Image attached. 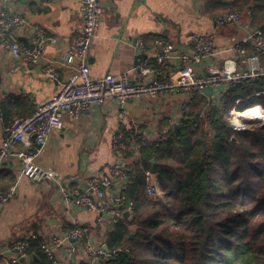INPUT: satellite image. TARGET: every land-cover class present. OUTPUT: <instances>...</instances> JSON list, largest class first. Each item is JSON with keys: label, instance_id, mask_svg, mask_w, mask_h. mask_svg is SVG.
Masks as SVG:
<instances>
[{"label": "crops", "instance_id": "1", "mask_svg": "<svg viewBox=\"0 0 264 264\" xmlns=\"http://www.w3.org/2000/svg\"><path fill=\"white\" fill-rule=\"evenodd\" d=\"M99 1L103 14L89 62L93 78L119 76L133 69L145 57L160 54L161 47L156 44L158 39L171 45L178 55L192 50L191 34L212 35L214 56L198 65L196 74L201 73L207 64L219 65L225 59L237 58L232 51L237 46H243L246 56H250L253 50L249 35L256 27L250 26L245 12H241L238 23L225 26L215 23L228 12L226 8L231 0ZM79 7L80 0H0V11L17 13L26 21L25 25L8 31L11 40L32 42L36 27L42 28L51 38L44 47L39 65L35 67L13 58L0 42V103L9 96H18L32 106L47 101L60 90L73 71L72 67L64 64V56L72 37L82 27ZM139 40L143 43L142 50ZM45 66L52 67L56 77L46 74ZM167 67L170 73L175 74L180 65L178 61H172ZM227 88L220 87L214 91L215 96L210 98V103L219 105ZM190 97L165 96L132 102L126 106L128 116L122 123L112 102L104 107L85 110L77 121L65 117L61 129L50 133L45 152L37 161L40 168H51L58 173L53 181L33 183L26 178H18L16 160L5 161L1 170L14 174L16 192L0 212V249L11 247L25 234L36 233L45 239L52 234H61V225L72 219L90 229L91 239L100 240L102 232L96 214L68 207L58 193L59 186L83 190L84 179L106 174L113 164L119 162L111 149V141L118 130L124 131L125 138L135 130L158 135L164 119L179 116L175 107L180 99ZM6 128L0 117V145ZM113 192L112 189L109 194ZM59 256L60 264H66L68 248H64ZM74 258L82 260L81 250Z\"/></svg>", "mask_w": 264, "mask_h": 264}, {"label": "built area", "instance_id": "2", "mask_svg": "<svg viewBox=\"0 0 264 264\" xmlns=\"http://www.w3.org/2000/svg\"><path fill=\"white\" fill-rule=\"evenodd\" d=\"M5 2H31L33 0H3ZM79 11L82 17V27L72 37L69 49L64 56V64L73 71L62 83L60 90L47 101L32 104V111L26 117H16L5 130V137L0 145V170L5 161L15 159L18 164V178H26L33 183H43L57 179L58 173L51 169H42L37 161L45 152L49 135L52 131L61 129L65 117L72 121L80 119L82 113L89 108L104 107L115 103L119 122L128 116L126 106L142 100H156L165 96L185 97L199 95L210 101L214 91L220 87L239 86L264 78V69L260 59L264 56V35L262 28L256 27L250 32L249 39L253 44L250 56H246L243 46L232 49L237 58H228L221 65L207 64L201 73L196 74V67L205 59L214 56L212 51L213 36L208 34H191L193 48L190 52L175 54L173 47L158 39L156 44L161 47V53L151 58L145 57L130 71L119 76L93 78L90 74L89 62L93 41L99 29L103 7L99 0H80ZM241 12L233 11L222 14L217 20V26L238 23ZM25 19L17 14L0 11V42L9 50L12 57L23 61L29 66L39 65L43 57L46 43L51 41L42 28H35V38L25 43L11 40L8 31L25 25ZM143 49V43L138 41ZM172 61H178L180 68L175 74L167 67ZM166 68V71H163ZM44 72L50 77H56L54 69L45 66ZM212 95L206 97V95ZM259 96L260 93L254 94ZM189 99L181 98L176 104L178 117L167 119V124H179L187 112ZM240 100L227 112L226 123L234 134H241L264 127V110L253 114L255 107L238 110ZM257 107V106H256ZM250 113V115L248 114ZM248 116V117H247ZM202 119L197 117L195 125ZM166 128L162 135L134 131L125 138L124 131L118 130L111 141L112 153L116 161L106 174L84 179V189L77 187L64 188L59 186L58 193L68 207L80 208L96 214V221L101 229L102 237L95 241L91 239V231L81 225L76 219L66 221L61 225V234H52L47 239L32 233L19 237L11 247L0 249V264H32L30 254V239L39 238V250L50 264H60V253L68 248L66 264H102L111 255L106 247L107 229L122 221L125 196L123 190L129 183V173L133 164L139 160V147L164 141ZM144 184L147 197L152 202L163 198L156 173L144 172ZM114 190L109 194L110 190ZM15 185L7 191L0 190L1 209L14 197ZM82 252V260L75 259L78 251Z\"/></svg>", "mask_w": 264, "mask_h": 264}, {"label": "trees", "instance_id": "3", "mask_svg": "<svg viewBox=\"0 0 264 264\" xmlns=\"http://www.w3.org/2000/svg\"><path fill=\"white\" fill-rule=\"evenodd\" d=\"M226 10L245 12L250 26L264 35V0H231ZM237 100L240 111L264 110V78L228 86L219 105L191 95L179 124L169 127L163 120L159 136L168 128L165 140L139 147L123 190L131 220L108 228L111 257L102 264H264V128L232 132L225 117ZM31 111L22 97L0 103L5 127ZM146 171L157 174L164 193L157 202L146 195ZM14 183V174L0 170V190ZM39 242L29 240L31 262L50 264Z\"/></svg>", "mask_w": 264, "mask_h": 264}, {"label": "water", "instance_id": "4", "mask_svg": "<svg viewBox=\"0 0 264 264\" xmlns=\"http://www.w3.org/2000/svg\"><path fill=\"white\" fill-rule=\"evenodd\" d=\"M220 65H221V64H220ZM232 140L235 141L234 138H232ZM117 164L119 165L120 162H118ZM123 219H124V221H130V220H131V212H130L129 210H127V211H125V212L123 213ZM104 249L107 250L106 247H104Z\"/></svg>", "mask_w": 264, "mask_h": 264}, {"label": "rangeland", "instance_id": "5", "mask_svg": "<svg viewBox=\"0 0 264 264\" xmlns=\"http://www.w3.org/2000/svg\"><path fill=\"white\" fill-rule=\"evenodd\" d=\"M227 13V12H226ZM189 109V108H188ZM189 111V110H188ZM226 122V121H225ZM264 128V127H263ZM257 130V129H256ZM252 131H254V130H251V131H248V132H252ZM232 138H234V136H232ZM234 140H235V138H234ZM133 227V228H132ZM132 227H130V231L131 232H134L135 230H136V227L135 226H132Z\"/></svg>", "mask_w": 264, "mask_h": 264}, {"label": "bare ground", "instance_id": "6", "mask_svg": "<svg viewBox=\"0 0 264 264\" xmlns=\"http://www.w3.org/2000/svg\"><path fill=\"white\" fill-rule=\"evenodd\" d=\"M260 106H257V107H255L256 109H254V112H253V109L251 110V112L253 113V114H255L256 115V113H258V111L257 110H259L260 108H259ZM261 110V109H260ZM259 110V111H260ZM255 111H257V112H255ZM249 115H250V113H248ZM248 117V116H247Z\"/></svg>", "mask_w": 264, "mask_h": 264}]
</instances>
